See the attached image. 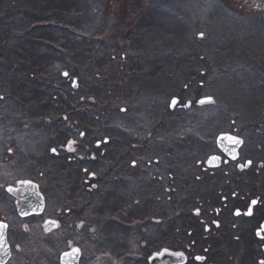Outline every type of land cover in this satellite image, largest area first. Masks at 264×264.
Wrapping results in <instances>:
<instances>
[{"label": "flooded vegetation", "instance_id": "1", "mask_svg": "<svg viewBox=\"0 0 264 264\" xmlns=\"http://www.w3.org/2000/svg\"><path fill=\"white\" fill-rule=\"evenodd\" d=\"M69 59L64 65L74 64ZM137 61L132 59L129 78L104 71L109 74L106 81L119 87L128 82L115 96L113 112L105 109L103 100H95L97 96L65 92L60 76L55 79L58 93L38 94L44 92L39 77L52 86L55 69L33 77L38 90L32 102L22 104V112L9 107V100L0 105V145L9 146L5 161L13 163L11 182L7 178L0 184V204L4 206L8 195L13 207L8 211L12 219L0 215L11 248L5 264L14 257L13 264H62V254L73 247L80 250L77 264H126L128 258V264H136L142 257L146 263H141L148 264L149 255L138 244L143 247L148 241L183 252L182 264H264V98L257 97L251 111H244L236 100L235 106L218 108L212 76L209 93L202 97L207 100L200 104L202 98L192 87L203 81L193 74L185 83L183 76L168 74L165 68L160 79L157 70L144 74L149 82L142 83L145 101L138 104L133 91L142 78L134 69ZM66 65L68 75H60L72 87L75 75L78 88V74ZM121 69L122 63H116L113 70ZM259 82L257 76L256 85ZM182 95L187 96L184 102ZM37 106L44 108L35 110ZM42 145L47 149L42 151ZM157 145L172 146L161 159L142 153L144 146ZM23 174L35 178L43 196L39 213L19 215L15 198L5 189L16 186ZM144 189L160 190L171 203L160 212L136 214L128 204H136ZM173 193L184 202H174ZM7 209L5 204V213ZM156 213L162 218L153 217ZM165 223L175 228L168 235L161 231ZM137 226L145 232L139 234ZM108 228L117 233L112 229L106 234ZM149 228L156 239L146 233ZM115 242L127 250L118 251Z\"/></svg>", "mask_w": 264, "mask_h": 264}, {"label": "trees", "instance_id": "2", "mask_svg": "<svg viewBox=\"0 0 264 264\" xmlns=\"http://www.w3.org/2000/svg\"><path fill=\"white\" fill-rule=\"evenodd\" d=\"M161 1L162 0H139L141 6L143 2L145 3V5L142 6V10H139L137 5L133 4L132 0H0V44L8 43V45H0V59L5 61L1 62L0 60V66L10 71L9 77L0 75L5 80L2 81L3 78L1 79L0 77V96L7 99L12 98L16 104L10 102L9 107L15 108V112H22V104L25 102H32L28 100L31 95V89L34 87V79L32 80V78L36 76L34 75V71H37L39 65L47 67L50 59H52V63H57L58 60L65 62L71 57L78 62V65H82L83 68L85 65H92V62L95 64L96 60H102V63L106 65L110 75L112 71L114 72L111 65L122 63V68L125 67L123 65V60H125L124 57H128L127 62L125 61L127 64L130 58L133 59L139 56L138 63L140 60L148 59L149 56H155V58L158 56L162 58L167 57L166 53L170 52V57L180 60L185 52L184 49L188 48L182 47L184 44H181L180 36L184 39L188 35V32L185 31L181 33L176 29L170 32L171 29L164 26V23L167 25L168 22H171L169 20L172 19H169L168 17L170 16L161 11ZM229 6L235 8L232 2ZM245 14L250 13L234 12L230 14L223 9L217 19H212V21L215 22L214 25L210 23V27L205 24V28L210 35L208 34L206 38L201 40L204 41L208 37H213V35L218 34L215 36L217 40L207 45L200 43L201 46L197 48L199 51L194 54L189 51L190 57H193V55L196 56L192 59V68L194 71H190L189 79L193 74L198 78L200 75H203L202 73H205L204 78L209 83L210 78L216 74V90L220 92L222 80L224 76H228V69L234 66L233 69L236 68V70H234L235 73L243 67V65L235 63L231 65L227 64V59L223 57L226 51L234 54L242 53L250 62L256 60L253 64L254 71L257 74L264 70V29H259L258 31L251 23V28H246L245 22L248 21L249 17L252 15ZM262 17L263 19H260L259 22L263 24L264 16ZM230 19H238L240 24L236 27H232ZM159 21L160 26L163 25L164 29L162 30L152 25ZM186 21L185 25L192 29V27H190V20ZM171 23L174 27V21ZM197 27H199V25H197ZM198 29L201 30L200 27ZM250 29L255 32H250ZM258 32L263 35H260ZM141 33L142 36H140ZM248 34L253 35V47L244 45V41L247 42L245 36ZM196 40L198 41L199 38ZM105 41L111 44L106 47L98 48L99 45ZM194 41L195 39L190 40V42ZM15 42L18 44L17 47L13 45ZM127 42L132 43L131 46L122 50L121 46ZM167 42H171L170 44L172 45L165 44ZM42 44L44 45L42 46ZM192 46H194V44H192ZM160 48H162V50H159ZM193 48L194 47H192V49ZM78 49H82L81 54L77 51ZM3 50L7 54V60H4L5 56H3ZM188 50H190V48H188ZM157 51H164L165 53L159 54ZM21 52L31 55V58L18 59L22 57L20 56ZM210 60H221V62L217 65H213L209 62ZM182 61L183 59H181V62ZM194 61L199 65L196 69ZM155 63L156 62L146 65L137 64V67H135L136 65L134 66L135 71L139 72L142 76L137 83V87L133 90L137 95L136 100H138V104H140L139 100L145 101L144 95L146 94V87H144L142 83L149 82L144 77L145 73H148L150 70H157V79H160L164 76V69L166 68L169 74V65L167 66L166 63L161 62L160 64L157 63L156 65L158 66H156ZM131 64L133 65L132 61ZM19 65L20 68L21 66L27 68V71L21 76L20 68L17 70ZM149 66L152 67L147 68ZM244 68H246V66H244ZM51 69L57 70L58 67L55 66ZM87 69L89 74L91 68ZM96 70L97 73L99 69ZM183 74V71L175 70L173 75L181 76ZM221 74L225 75L221 78L219 77ZM56 76H60V80L68 86L67 90L69 89L71 92L82 90L88 94L97 96L95 100L99 98L105 102V106L111 107H107L108 110L112 112L115 110L114 99L116 95L118 98L122 89L113 83L112 80L106 81L107 88L105 89L103 79L94 78L91 80L86 78L87 81H84L82 76L78 74L79 86L78 88H74L71 86L70 82L66 81V77H62L58 73ZM184 79V82L188 81L186 78ZM201 80L203 84L200 86L204 89L205 93H209V88L205 80ZM3 82L9 85L5 86ZM31 82H33V84H31ZM58 82V80H55L52 86L56 87L55 85H57ZM10 85L14 86L15 89L10 88ZM117 86L119 90L115 93ZM20 87L30 89V94L25 95L22 93ZM1 92L3 93L2 95ZM16 122L19 123L18 121ZM20 130L22 132V129ZM26 174L19 177L28 176ZM151 183L153 184V182ZM151 191L152 189H144L141 193L137 194L139 198L138 202L136 204H128L129 208L133 209L137 214L143 213L140 211L141 209L147 211L148 208L145 203H153L156 209H162L164 208V204L171 203L170 201H166V195L162 194L160 190ZM151 211L154 212L153 210ZM112 229L116 234L117 232H115V229ZM137 231L139 234L143 233L142 230H140V226H137ZM146 233L153 236L150 228ZM146 243H149L147 245L149 251L158 247V242L154 243V241H148ZM115 244V248L118 249V251L127 250V248L124 249L120 247L121 243L115 242ZM142 249L145 254L148 253L144 251L147 247L144 249L143 246ZM141 259H144L146 263L145 257H142L138 258L136 264H142ZM129 260L128 258V263Z\"/></svg>", "mask_w": 264, "mask_h": 264}, {"label": "rangeland", "instance_id": "3", "mask_svg": "<svg viewBox=\"0 0 264 264\" xmlns=\"http://www.w3.org/2000/svg\"><path fill=\"white\" fill-rule=\"evenodd\" d=\"M136 1H137V3H136ZM132 2L134 5H137V8L139 10H142V6L145 5V3L143 2L142 6H141V4L139 3V0H132ZM231 2L234 3L235 8H233V6H229ZM160 8L164 14L171 17V18L168 17L169 19H172L169 21H171V22L174 21V27H173V24L171 22H168L167 25L164 23V26L166 28L171 29L170 32L174 31L175 29L181 33H184L185 31L188 32V35L187 36L185 35L186 37L184 39L181 38L182 36H180V42H181V44H184L182 47H188V48H190V50H188V48L184 49L185 52L183 53V56L181 58V59H183L182 62H181V59L180 60L173 59L172 57L169 56L170 52H167L166 53L167 57L162 58L161 56H158L155 58V56H153V57L149 56L148 59L146 58L145 60H140V62L134 64V66L136 65L135 67H137V64H140V65L151 64V63L154 64V62H156L155 64H157V63L160 64L161 62H164L167 64V66L169 65V74H174L175 70H179V71H183V73H184L181 76H183L184 78L185 77L188 78L189 77L188 75L191 73L190 71H194V69L192 68V66H193L192 59H194L196 57L194 55H193V57H190V52L192 54H194L195 52L199 51V49H197V48H199L201 46L200 43H204V45H207V44H210L212 42L213 43L216 42L217 38L215 36L218 34L213 35V37L210 36L204 41H202L201 39L206 38V36L208 34L210 35V33L205 28V24L207 26H210V27H211L210 23L214 25L215 22L212 21V19H217L220 15V12L222 13L223 9L227 13H230V14L234 13V12H248L250 14H245V15H252V16H250L248 21L245 22L246 23L245 27L249 28L250 25L252 24L254 26V28L258 29V31H259V29H264V23L262 24L259 22L260 19L261 20L263 19L262 16H264V0H162L160 3ZM186 20H190V27H192V29L188 28L185 25V22H187ZM230 24L232 25V27H236L240 24V21L238 19H235V20L230 19ZM152 25L159 30L164 29L163 25L160 26V21L155 22ZM197 25H199L201 30L198 29L199 27H197ZM250 30H251L250 32H255L252 29H250ZM258 33L260 34V32H258ZM260 35H263V34H260ZM140 36H142V33ZM183 37H184V35H183ZM252 37H253V35H250V34L246 35L245 40H247V42L244 41V45H248L249 47H253V41H252L253 38ZM197 38H199L198 41H200V40L201 41L198 42L196 40ZM192 39H195V41L190 42V40H192ZM157 43H160V42H157ZM170 43L167 42L165 44L172 45ZM109 44H111V43H108L107 41H105L104 43L100 44L98 48L104 47V46L106 47ZM131 44L132 43L127 42L126 44H123V46H121V49L125 50L124 48L130 47ZM192 44H194V46H192ZM0 45L1 46L2 45H8V43H6V44L2 43ZM13 45L15 47H17L18 44H17V42H15ZM150 46H153V45H150ZM192 47H194V48L192 49ZM194 49H197V50H194ZM39 50H38V52H39ZM159 50H162V48H160ZM77 51L80 54L82 53V49H78ZM110 53H111V51H110ZM157 53L161 54V53H165V52L164 51H157ZM6 55H7L6 52L3 50V56H5L4 60H7ZM20 56H22V57H19L18 59H20V58L30 59L31 58V55H28L25 52H21ZM110 56H112V55H110ZM223 57H224V59H227V61H228L227 64L231 65V64L235 63L238 65H243V67L241 68V70H239L235 73H234V70H236V68L233 69L234 66H233V68L228 69L229 70V73L227 74L228 76H224V78L222 80L221 91L220 92L216 91V94H217L215 97L216 106L218 108L219 107L223 108V106H226V105L235 106V100H236L238 105L241 106L244 109V111H248V110L251 111L253 105L256 103L257 97H259L261 99L264 98V70L262 72H260L259 74H256V72L254 71V64H253L254 61H256V60H253L250 62L248 60V58L242 53L234 54L232 52L226 51L225 56H223ZM138 58H139V56H136L133 59H138ZM124 59L125 60H123V65L125 67L122 68L120 71H118V70H115L114 72L112 71V73H115L116 75L121 74V75L125 76L126 78H129V76L131 74V69H132V65H131L132 59L130 58L129 63H127V64L125 63V61L127 62L128 57H124ZM0 60H1V62H5V61H2V59H0ZM72 60H73L74 64L71 65V64L66 63L67 65L66 64L65 65L70 66L71 70L73 72L80 74L84 81H87V79L92 80L94 78L103 79L104 80V87H105V89L107 88L106 79L103 77H106L109 74L104 72L107 69V67L105 64L102 63V60H96L95 64H94V62H92L93 63L92 65H85L84 68L82 65H78V62L74 58H72ZM209 62L211 64H213L216 61L210 60ZM219 62H221V60H217V62L215 64H217ZM204 63H205V61H204ZM46 64H47V62H46ZM52 64H55V65H52ZM57 65L60 67L65 66L64 63L62 62V60H58L57 63H52V59H50L47 67L39 65V67L37 68V71L50 70L52 67H55V66L58 67ZM190 65H191V67H190ZM194 65H195V69L199 66L198 63L195 61H194ZM111 66H112V70L114 68H116V64L114 65V68H113V65H111ZM244 66H246V68H244ZM86 67L91 68V72L89 74H88V69ZM19 68H20V65H19L17 70H19ZM82 68L85 70H83ZM96 69H99V71L97 73H96V71H97ZM185 70H189V71H185ZM25 71H27V68L24 67V70H22V73L24 74ZM9 73H10V71L8 69L6 70L0 66V75H4L6 77H9ZM20 73H21V68H20ZM23 74H20V76ZM97 74H100L101 77H99ZM202 74L203 75H200L197 79H199V80L204 79L205 80V78H204L205 73H202ZM34 75H36V71H34ZM223 75H225V74H221V75H219V77L222 78ZM215 76H216V74H214V77ZM257 76H258V79L260 82L256 85ZM0 77H1V79L3 78L2 76H0ZM56 77L57 76H55V78H54V82H55ZM33 79L34 78H32V80ZM39 79L41 81L40 89L43 88L44 92L41 93L40 91H38V94L45 97L50 93L56 94L59 92L55 87L53 88V86L45 84V81H46L45 79L40 78V77H39ZM168 80L170 82L172 79H168ZM2 81H5L4 78L2 79ZM68 82H70V81L68 80ZM205 83L208 87L210 80H209V83L205 80ZM3 84H5V86L9 85L6 82H3ZM31 84H33V82H31ZM127 84H128L127 82H124V84L121 85L120 88L127 87L128 86ZM202 84L196 82L195 85L192 87V89L196 90V92H195V94L197 95L196 97L202 98V97L208 95L207 93L204 92V89L200 86ZM10 88L15 89L12 87V85H10ZM67 88H68V86L66 85L65 86V92L67 91ZM74 88H75V86H74ZM20 90L22 91V93L28 92L30 94V91L24 90L21 87H20ZM115 93H117V90L115 91ZM2 94L3 93L1 92V95ZM22 96H24V95H22ZM126 96L128 99L131 96V93L130 92L126 93ZM186 99H187L186 95L181 96V100L183 102ZM8 100L11 103L16 104L12 98L6 99L4 97L1 98V96H0V105L3 104L4 101H8ZM252 100H254V101H252ZM107 107L111 108L110 106H106L105 107L106 110H108ZM42 108H44V107L43 106H37V107H35V110H39ZM105 113L108 114V111H105ZM34 114H35V112H34ZM14 116H17V114L15 113ZM233 116H236V114H233ZM236 121H238V120H236ZM5 133L6 132L3 130V134H5ZM3 136H5V135H3ZM27 136H28V133L25 134V137H27ZM174 144L175 143H173L172 145H174ZM172 145H170V146H172ZM170 146L157 145V146H154V148H151V146H144L143 147L144 150L142 151V153H144L145 156L147 158H150V159H153L154 157L156 159H161L162 153L164 151H168ZM8 147H9L8 145H0V152H1V154H0V184H2V185H4V183H6L7 178H8L9 182H11V180H12V178H11V174H12L11 173L12 172L11 166H13V163L12 162L9 163L8 161H5L6 154H9L8 151L11 152L8 149ZM45 149H47V146L42 145V151ZM154 184H160V183H158L155 180ZM5 196L7 198L4 199V201H5L4 206L6 204V207H8V208L10 207V209H7V213H5L4 206L2 204H0V215H3V216L6 215V217L8 219H12L11 213H8V211L9 212L13 211L12 199L8 198L9 197L8 195H5ZM173 196H174L173 201L175 200L176 203L182 204L184 202L183 198L180 197L178 194L173 193ZM176 196H178V197H176ZM7 199H8V201H7ZM123 200H124V196L120 195L119 203H121ZM126 201H127V198H126ZM145 205H147V208L149 210L155 211V209H156L153 206V203H145ZM143 210L144 209H141L140 211L145 212ZM159 210L160 209H158V212H160ZM152 215H153V217L158 218V219L162 218V216L160 214H157V213L152 214ZM142 219H145V218L142 217ZM175 227H176V225H175ZM173 229H175V228L174 227L166 228V223H165V225L162 227L161 231L163 230V234L168 235L169 231L173 230ZM142 232L144 233L145 231L142 230ZM15 233H19V231L15 232ZM112 233H113V230L111 228H108L106 231V234H112ZM18 238H20V237H18ZM22 239H23V237L20 238L21 241H22ZM152 239H156V237L152 236ZM109 242L112 243L111 241H109ZM68 243H73V240H71V241L69 240ZM138 244L140 245L139 248H142L141 247L142 243L138 242ZM147 245H148L147 243H145V245H144V249H145V247H147V249L144 250L145 252H149ZM125 247H126V245H125ZM131 248H133V245L131 246ZM16 249H17V247L15 246V252H16ZM16 254H17V252L15 253V255ZM15 259L16 258L14 257V259H12L8 264H13Z\"/></svg>", "mask_w": 264, "mask_h": 264}, {"label": "water", "instance_id": "4", "mask_svg": "<svg viewBox=\"0 0 264 264\" xmlns=\"http://www.w3.org/2000/svg\"><path fill=\"white\" fill-rule=\"evenodd\" d=\"M224 135L218 137V143L224 139ZM27 182V183H25ZM11 188L13 191H8ZM6 191L15 198L16 209L21 216H26L32 213H39L43 208L44 199L42 194L39 192L38 185L31 180H19L16 186L8 185ZM0 224L6 225L4 221H0ZM49 228V225H46V229ZM7 227L0 229V264H5L10 257V246L7 241ZM6 248V252H5ZM73 249H78L73 247L70 251L66 253H72ZM175 253L173 251L162 249L159 253L154 252L149 258L148 261L151 264H179L182 262L183 257H175L171 255ZM182 253V252H181ZM80 255V250L78 253H74L72 256H65V253L62 254L61 262L62 264H77L76 259Z\"/></svg>", "mask_w": 264, "mask_h": 264}, {"label": "snow or ice", "instance_id": "5", "mask_svg": "<svg viewBox=\"0 0 264 264\" xmlns=\"http://www.w3.org/2000/svg\"><path fill=\"white\" fill-rule=\"evenodd\" d=\"M64 75L67 76L68 74L67 73H64ZM205 102H206L205 100H201L200 101V103H202V104L205 103ZM207 102H210V98H208V101ZM176 103H177V101L175 99H173L172 104L175 105ZM185 106H187V105H185ZM229 139H234V138L229 137ZM235 142L236 143H240L239 140H235ZM53 152H55V149H53ZM212 159H216V157H213ZM25 183H27V182H25ZM8 191L11 192V191H13V189L9 188ZM255 203L256 202L253 201V204H255ZM5 227H7V226L6 225H3V224H0V229H3ZM0 236H2V233H0ZM78 251H79L78 249H73L72 250V253H65V256H72L74 253H78ZM5 252H6V248H5ZM171 255H174L175 257H183V253H181V252L171 253ZM197 259H202V257H198Z\"/></svg>", "mask_w": 264, "mask_h": 264}]
</instances>
